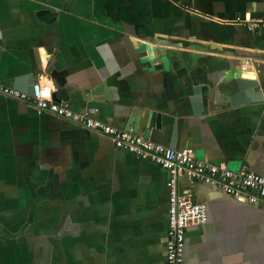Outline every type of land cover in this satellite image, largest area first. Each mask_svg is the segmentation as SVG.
<instances>
[{
    "label": "crops",
    "instance_id": "obj_1",
    "mask_svg": "<svg viewBox=\"0 0 264 264\" xmlns=\"http://www.w3.org/2000/svg\"><path fill=\"white\" fill-rule=\"evenodd\" d=\"M261 15L264 0H0V264H165L169 200L166 170L2 87L46 82L73 111L264 177V33L230 22ZM179 185L208 213L183 264H264V206Z\"/></svg>",
    "mask_w": 264,
    "mask_h": 264
},
{
    "label": "built area",
    "instance_id": "obj_2",
    "mask_svg": "<svg viewBox=\"0 0 264 264\" xmlns=\"http://www.w3.org/2000/svg\"><path fill=\"white\" fill-rule=\"evenodd\" d=\"M230 22L249 33H264V15L237 17ZM1 92L31 104L38 112L49 113L106 136L115 148L126 150L168 172L166 185L169 200L165 264H183L186 229L203 225L208 219L206 206L196 202L190 191L181 190L179 185L181 179H186L189 185L202 182L239 202L264 206V177L250 172L244 166L233 172L225 167L198 160L190 147L180 150L165 147L131 130H124L97 120L87 111H73L66 100L54 96L51 86L46 82L36 81L31 94L8 87H2Z\"/></svg>",
    "mask_w": 264,
    "mask_h": 264
},
{
    "label": "water",
    "instance_id": "obj_3",
    "mask_svg": "<svg viewBox=\"0 0 264 264\" xmlns=\"http://www.w3.org/2000/svg\"><path fill=\"white\" fill-rule=\"evenodd\" d=\"M36 17L40 21H44L45 23H49L55 17V13L50 10H41L36 12ZM47 73L56 81V84L61 86L65 82V71H56L52 69V64L47 69ZM152 124V123H151Z\"/></svg>",
    "mask_w": 264,
    "mask_h": 264
}]
</instances>
